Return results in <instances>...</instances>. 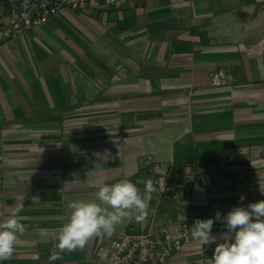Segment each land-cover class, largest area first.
Segmentation results:
<instances>
[{
    "label": "crops",
    "instance_id": "0c3cea01",
    "mask_svg": "<svg viewBox=\"0 0 264 264\" xmlns=\"http://www.w3.org/2000/svg\"><path fill=\"white\" fill-rule=\"evenodd\" d=\"M136 3L64 9L0 46V219L19 208L26 228L0 264H50L67 205L124 178L143 191L150 159L180 202L152 194L133 234L212 218L223 242L216 213L264 200V0ZM102 241L54 264H96ZM215 247L166 264H208Z\"/></svg>",
    "mask_w": 264,
    "mask_h": 264
},
{
    "label": "clouds",
    "instance_id": "9594fccd",
    "mask_svg": "<svg viewBox=\"0 0 264 264\" xmlns=\"http://www.w3.org/2000/svg\"><path fill=\"white\" fill-rule=\"evenodd\" d=\"M139 183L144 184L143 191L137 183L124 178L112 185H102L95 200L70 202L67 222L54 231L56 242L49 256L50 264L59 260L65 251L83 249L94 236L111 235L125 218L136 222L146 220L156 188L151 179ZM19 211L17 208L0 219V260L14 254L19 237L26 231L21 222L25 217L19 215ZM216 219L227 229L222 234L223 242L218 243L211 235L212 218L197 219L190 229L191 237L201 251L210 243L216 244L208 264H264V200L251 203L247 208L234 207L223 217L217 212ZM49 235V230H40L42 238ZM33 259H39V254Z\"/></svg>",
    "mask_w": 264,
    "mask_h": 264
},
{
    "label": "built area",
    "instance_id": "2783aa9c",
    "mask_svg": "<svg viewBox=\"0 0 264 264\" xmlns=\"http://www.w3.org/2000/svg\"><path fill=\"white\" fill-rule=\"evenodd\" d=\"M137 0H0V46L27 32L39 28L57 16L62 10L85 12L91 9L108 11L129 6L136 7ZM148 175L160 199L169 195L180 202V190L170 184L173 169L170 166L147 162ZM136 224L133 219L127 230L104 234V241L95 253L96 264H166L184 245L194 241L191 237L193 222L168 224L147 233H131Z\"/></svg>",
    "mask_w": 264,
    "mask_h": 264
}]
</instances>
